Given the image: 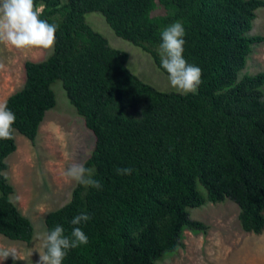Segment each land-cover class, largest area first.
Listing matches in <instances>:
<instances>
[{
    "label": "trees",
    "instance_id": "trees-1",
    "mask_svg": "<svg viewBox=\"0 0 264 264\" xmlns=\"http://www.w3.org/2000/svg\"><path fill=\"white\" fill-rule=\"evenodd\" d=\"M40 19L55 24V44L24 62V82L6 99L16 117L0 139V235L29 243L30 220L13 200L5 173L14 132L33 140L60 81L92 133L81 164L99 189L77 182L69 199L44 217L46 230L80 227L88 243L67 250L62 264H157L182 246L183 231L205 232L189 208L233 201L245 232L264 228V71L245 72L250 34L264 0H34ZM161 6L162 14H152ZM98 11L113 33L161 67L160 34L180 22L183 58L202 71L192 92L162 91L132 73L128 54L110 46L85 20ZM4 101V102H5ZM118 168L133 169L118 175ZM79 214L90 219L79 225Z\"/></svg>",
    "mask_w": 264,
    "mask_h": 264
},
{
    "label": "rangeland",
    "instance_id": "rangeland-1",
    "mask_svg": "<svg viewBox=\"0 0 264 264\" xmlns=\"http://www.w3.org/2000/svg\"><path fill=\"white\" fill-rule=\"evenodd\" d=\"M65 1V0H62ZM157 6L152 14H162ZM86 22L102 34L114 48L128 54L129 70L143 81L162 91H175L168 75L153 63L150 55L140 46L116 36L98 11L85 14ZM250 34L264 36V8L256 11ZM52 48L18 50L0 44V102L18 90L24 82V62L45 58ZM264 71V41L252 46L245 72ZM54 108L45 112L35 138L31 141L14 132L15 149L6 158L5 171L14 188L11 199L31 222L33 236L29 243L15 241L0 235V245L14 246L26 255L34 245L36 232L46 230L47 212L61 206L70 197L75 181L66 183L61 172L72 163H82L93 146L92 133L83 125L69 103L60 81L52 84ZM264 91V85L262 87ZM190 217L203 222L205 232L183 231L182 246L173 253H165L157 264H264V228L260 233L245 232L238 222V207L229 199L223 202H205L189 208ZM38 253L15 264H36ZM2 264H14L11 257Z\"/></svg>",
    "mask_w": 264,
    "mask_h": 264
},
{
    "label": "clouds",
    "instance_id": "clouds-1",
    "mask_svg": "<svg viewBox=\"0 0 264 264\" xmlns=\"http://www.w3.org/2000/svg\"><path fill=\"white\" fill-rule=\"evenodd\" d=\"M57 26L40 19L34 0H0V44L18 50L31 48L49 49L55 44ZM185 29L180 22L168 25L160 34L159 45L161 67L166 71L168 80L174 89L181 94L194 91L201 83L202 71L189 64L183 58V39ZM15 114L7 108V103L0 102V139H11L15 123ZM118 175H130L131 168H118ZM66 183L75 181L80 185L101 187L99 181L92 179V170L81 163H72L61 172ZM87 214L76 215L72 225L87 222ZM34 245L26 255H22L14 246L0 245V264L11 257L15 261L30 259L33 252L38 253L36 264H62L67 250L75 249L88 243V237L80 227H73L70 236L65 235L62 226L38 231L33 237Z\"/></svg>",
    "mask_w": 264,
    "mask_h": 264
}]
</instances>
